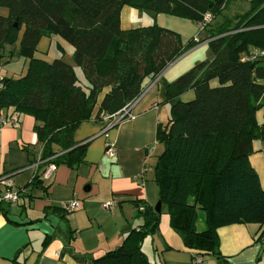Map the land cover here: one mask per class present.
I'll list each match as a JSON object with an SVG mask.
<instances>
[{"label": "trees", "instance_id": "16d2710c", "mask_svg": "<svg viewBox=\"0 0 264 264\" xmlns=\"http://www.w3.org/2000/svg\"><path fill=\"white\" fill-rule=\"evenodd\" d=\"M231 1L0 0V7L7 9V15L0 14V60L4 47L13 46L22 30L18 55L27 61L24 75L0 77V108L31 116L41 145L36 173L17 190L16 205L25 208V201L33 199L31 191L43 188L42 175L48 165L73 169L83 163L87 143L73 139L81 123L93 119L101 123L102 131L106 129L104 116L135 101L147 81L187 49L179 35L155 23L122 30L120 12L127 6L201 25L213 55L164 89L170 115L165 127H157V140L164 150L154 177L171 229L181 236L186 249L223 261L220 228L256 225L261 229L257 241H264V189L249 160L253 143L264 142V124L256 119L259 111L264 112V0H249L247 11L227 17L224 12ZM205 17L210 20L205 22ZM52 36L72 47V59L84 81L64 61L62 50L56 59L46 53L45 58L35 56L41 38ZM199 42L192 38L186 46ZM187 90L193 91L194 98L183 102L179 96ZM2 178L10 189L9 177ZM1 192L0 188L1 214L17 225L10 220L11 204L1 201ZM135 204L142 207L137 214L142 221L139 228L91 264H153L142 244L157 231L160 214ZM199 211L204 214L203 231L196 227ZM73 234L69 230V238ZM48 241L45 237L43 246ZM18 256L9 264H24Z\"/></svg>", "mask_w": 264, "mask_h": 264}, {"label": "crops", "instance_id": "0c3cea01", "mask_svg": "<svg viewBox=\"0 0 264 264\" xmlns=\"http://www.w3.org/2000/svg\"><path fill=\"white\" fill-rule=\"evenodd\" d=\"M160 16L124 6L120 27L126 31L153 23L162 25ZM175 29L180 37L192 36L197 31L195 38L207 43V36L202 38L197 25L190 20L179 21ZM45 41V53L50 59L61 57V50L63 59L72 58V47L58 37ZM17 49L16 43L4 47L0 77L25 74L27 61L17 55ZM8 52L12 53L9 57ZM4 63L12 65L4 70ZM13 64L18 65L12 67ZM190 67L188 61L174 63L153 85L148 80L146 92L133 108V120H124L107 132L93 119L75 129L74 141L87 143L83 163L73 169L65 165L56 167L49 179H42L43 188L31 191L33 199L30 203L25 201V208L11 205L9 217L17 225L9 223L0 211V264H9L16 255L24 264H91L95 257L119 247L131 230L139 228L142 221L137 214L141 206L135 203L154 208L158 201L154 171L164 146L157 140L156 132L158 126L168 124L170 115L164 89ZM193 98L192 90L179 96L183 102ZM5 114L12 116L16 125L7 124L0 129V178L9 177L8 188L18 190L27 186L36 173L41 145L31 116L14 113L12 109ZM256 119L264 124V112L259 111ZM107 143L114 146L112 157L106 154ZM253 150L249 160L264 189V142L255 141ZM73 200L78 201L79 208L66 214L62 205ZM110 202L115 206L105 209L103 205ZM64 214L66 222L61 219ZM160 214L157 231L142 244L153 264H264V241H257L259 226L236 224L218 229L223 261L186 249L181 236L171 229L165 207L161 206ZM196 227L197 231L205 229L204 214H198ZM69 230L74 232L73 238H69ZM45 237L49 241L43 246Z\"/></svg>", "mask_w": 264, "mask_h": 264}, {"label": "rangeland", "instance_id": "374dc122", "mask_svg": "<svg viewBox=\"0 0 264 264\" xmlns=\"http://www.w3.org/2000/svg\"><path fill=\"white\" fill-rule=\"evenodd\" d=\"M235 1L236 0L231 1L230 5L225 10V12H224L225 16L232 17L234 13H243V11L245 12V11H247L249 9V0H237L238 2H235ZM0 14L1 15H7V9L0 7ZM160 17H161V19H163L161 21L162 25H159L157 23H155V24H157L158 26H160L162 28H166L168 30H171V31L175 32L177 35H179L180 33L178 31H175L176 30L175 28L178 26L179 21H182V20L189 21L186 18L176 17V16H172V15H168V14H161ZM21 32H22V30L19 31L18 38H17V41H16L17 47H19V39H20ZM197 33L198 32L195 31L194 35H192V36L182 35L180 37V35H179L183 47H185L187 49L172 64L181 63L183 61H188V63L191 64V67L188 69V71H189L195 65L203 63V62H206V61H209V60H211L213 58L212 52L210 50V47H209V45L206 42H199L198 44H196L195 46L190 47V48H188L186 46L187 43L192 38H195V36H197ZM200 36L202 38L206 37L207 36V32L206 31L205 32L203 31V33L200 32ZM201 37H200V40H202ZM45 40H48V39L45 38V37H42L41 40L39 41V43L37 44L36 51L34 53L36 57H40V58H45L46 57L45 51H46V48H47V42ZM17 55H18V49H17ZM191 60H192V63H191ZM64 61L66 63L70 64L73 67L77 78H79V79L84 81L83 73H82L81 69L74 63L73 59L72 58L70 59L69 57H65ZM8 65L10 66L12 64L4 63V65H3L4 70H7L6 67ZM14 65H18V64H13L12 67H14ZM14 209H15V207L12 208V210H14ZM198 214L203 216V212L202 211H199ZM161 216H162V214H160V217ZM145 243L147 244V240H146ZM144 247L146 248L147 245H145Z\"/></svg>", "mask_w": 264, "mask_h": 264}, {"label": "built area", "instance_id": "2783aa9c", "mask_svg": "<svg viewBox=\"0 0 264 264\" xmlns=\"http://www.w3.org/2000/svg\"><path fill=\"white\" fill-rule=\"evenodd\" d=\"M210 20L209 17H205L204 21L208 22ZM198 30L200 32H203L204 29L201 25H197ZM195 41H199L198 39L195 38ZM159 74L154 80L151 81L150 84H154L156 83L159 78H160ZM147 88L143 90V92L141 93V95L132 103L128 104L127 106L123 107L121 110H119L117 113H115L112 116H104L103 117V122L106 124V129L109 128L110 126L116 124V123H120L124 120H133L135 118V115L133 114V108L136 104V102L143 96V94L146 92ZM155 107V106H154ZM7 124H12V125H16V120L12 118V116H8L7 114H5V111L3 109L0 108V129L3 128L4 126H6ZM106 129H104L103 131H105ZM115 153V149L113 144L107 143L106 144V154L110 157H112ZM56 170V166L53 164H50L46 167L43 175H42V179L47 180L49 179L54 171ZM2 178V177H1ZM4 178L0 179V188H1V195H2V200L3 203H9L11 205H15L19 199V194L17 192L16 189L10 188V189H6L5 188V181H2ZM114 203L110 202V203H105L103 205V207L105 209H112V207H114ZM79 208V203L77 200H73V201H69L67 203H64L62 205V209L66 214H70L73 213L75 210H77ZM140 210H142V207H140Z\"/></svg>", "mask_w": 264, "mask_h": 264}, {"label": "water", "instance_id": "95a60500", "mask_svg": "<svg viewBox=\"0 0 264 264\" xmlns=\"http://www.w3.org/2000/svg\"><path fill=\"white\" fill-rule=\"evenodd\" d=\"M15 26H16V25H15ZM117 124H118V123H116V124L110 126L109 128H107V129H106L105 131H103V132H107L109 129L115 127ZM161 206H162V204H161V202L158 200L157 203H156V205H155V207H154V211H155L156 213L160 214V213H161Z\"/></svg>", "mask_w": 264, "mask_h": 264}]
</instances>
